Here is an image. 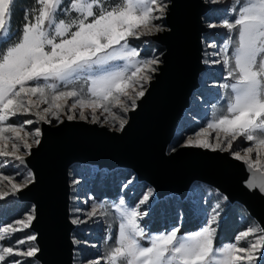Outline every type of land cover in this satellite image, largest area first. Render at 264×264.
Masks as SVG:
<instances>
[{
  "label": "snow or ice",
  "instance_id": "obj_1",
  "mask_svg": "<svg viewBox=\"0 0 264 264\" xmlns=\"http://www.w3.org/2000/svg\"><path fill=\"white\" fill-rule=\"evenodd\" d=\"M15 3L0 0V200L16 196L35 181L32 171L22 175L18 167L26 165L33 146L41 142V128L29 132L27 126L51 124L53 118L63 123L62 117L87 121L89 115L92 123H101L99 111L104 124L111 121L116 127L118 123V130H124L126 115L113 109L123 114L135 111L161 63L156 56L141 58V50L130 41L164 31L157 21L168 8L165 0H34L24 24L13 30ZM228 11L232 18L208 25L226 30L217 53L221 59L214 61L227 73L228 79L220 85L224 103L206 128L196 132L195 138H186L184 146L228 152L247 164L251 172L247 187L264 193V0H229ZM28 115L35 120L10 122ZM210 129L216 133L214 140L209 139ZM243 142L253 146L244 148L242 154L237 149ZM253 152L258 154L255 160ZM10 168L15 174L4 175ZM17 177L21 182H16ZM131 183L128 180L124 186ZM153 192L143 195L138 204L120 197L109 206L91 202L94 198L89 197L85 203L90 210L76 209L79 215L72 222L77 224L108 215L109 207L116 213L115 235L110 226L103 251L82 264H264V227L251 218L250 225L256 226L239 231L233 241L216 244L219 202L210 213L204 210V223L196 231L179 234L180 226H175L150 233L141 223L148 213L140 207ZM34 220L35 207L15 226H0V264H40L36 234L4 246L5 240L29 229ZM84 244L89 246L87 241Z\"/></svg>",
  "mask_w": 264,
  "mask_h": 264
},
{
  "label": "water",
  "instance_id": "obj_2",
  "mask_svg": "<svg viewBox=\"0 0 264 264\" xmlns=\"http://www.w3.org/2000/svg\"><path fill=\"white\" fill-rule=\"evenodd\" d=\"M167 4L168 27L154 36L163 50L161 63L139 107L127 113L123 131L80 119L40 125L41 142L33 146L24 165L35 174V181L12 196L35 207L29 230L37 235L40 264H75L70 183L75 163L127 167L153 188L158 199L176 194L184 200L195 183L208 184L229 202L240 203L264 227V193L247 187L251 172L245 162L228 152L184 144L172 148L180 141L176 131L205 68L207 1L169 0ZM255 171L259 177V169Z\"/></svg>",
  "mask_w": 264,
  "mask_h": 264
},
{
  "label": "rangeland",
  "instance_id": "obj_3",
  "mask_svg": "<svg viewBox=\"0 0 264 264\" xmlns=\"http://www.w3.org/2000/svg\"><path fill=\"white\" fill-rule=\"evenodd\" d=\"M168 1L169 0H165V3H168ZM206 1H207V8H206V12L203 14V19H204L203 23H205L206 25V30L203 33L204 49H202L205 68L201 72V75L199 78V81H200L199 87L194 91L191 97V104L189 108L185 111V114L176 131L175 138L176 139L180 138V141L178 142L177 145L173 146L172 148H175L176 146L180 144H185V140L189 136L195 138L196 132H199L203 128L207 127V124L210 123L213 119L214 112H216L218 108L222 107L224 103L223 100L221 99L223 95V89L220 87V85L224 83L226 79H228L227 73L225 69L223 68L222 64L214 63V61L221 59V57L217 53L219 51V47L223 44L226 38V30L222 27L210 28L208 25L210 23L221 24L223 19L232 18V14L228 11L229 0H225L224 3H219V4L211 3L210 0H206ZM157 23L161 24V26L164 29L165 27H168L165 24V16L163 17V19L157 21ZM155 35L149 36V37H142L140 40L130 41L133 47H138L141 50V58H152L153 56H156L161 61V53L163 50L156 47L157 42L154 39ZM212 44H216L217 47L215 49L210 47V45ZM69 103H71V101H69ZM42 107H44V105H42ZM113 110L118 112L119 114L126 115V118H127V114H123L121 110L119 109H113ZM98 115H100L101 123H103L104 115H101L99 111H98ZM29 118L35 120L34 116L28 115V116L13 118L10 122L18 123L22 120H26ZM62 119L64 118L62 117ZM53 120H55V118H53ZM88 120H91L90 115H89ZM40 125L41 123L29 125L27 126V131L29 132L34 131V128L40 127ZM107 125L110 128L118 129V123L116 127L112 126L111 121ZM209 132H210L209 139L214 140L215 135H216L215 131L210 129ZM249 146H253V145L249 142H243L241 143L240 148H238L237 150H241L243 154V149ZM234 147H235V144H234ZM24 151L25 150L23 149L21 150L22 153ZM257 158H258V154L256 152H253L252 159L255 160ZM261 159H262V162H264V157H261ZM91 166L96 167L97 169H103V168H98L95 165H91ZM18 167L20 168V172L22 175L25 174L28 170H30L29 168L25 166L18 165ZM104 169H108V168H104ZM112 169H108V170H112ZM92 170L93 169L91 168L90 171ZM14 174L15 172L11 168L4 172V175H14ZM70 174H71L70 183H71V188H72V193H71V219L72 221L73 219L76 218L77 215H79V213L76 212V209H81L83 211L90 210V204L85 203V201L89 200V197L94 198V200H92L91 202H103L109 206L113 202H116L118 198L120 197H123L127 202H130L131 204H138L139 200L143 198V195L148 194L150 190H153V188L147 185L144 181H139L137 179V176L134 174L135 180L130 179L132 180V183L128 184L127 187H125L124 185H126L128 181L121 183L120 192H118L116 195L114 196L102 195L99 197V196H96L94 193H92L89 187V181H88L89 175L81 176L80 174L75 172L72 168L70 170ZM75 180H79L80 183L74 184L73 182ZM135 181L143 182L145 183V186L141 189L139 193L140 195L136 197V200L135 199L133 200L131 198H128L125 195L124 191L125 189L129 188L131 190L130 192L134 193L133 186H134ZM16 182H21L19 177H17ZM195 185L205 186V189H207L208 193L212 191L210 188L211 186L208 184L195 183L193 186ZM5 190H7V188H5ZM152 198H156L157 200H159L156 197L155 192H153V194L150 196L149 202H147L146 205H143L140 207L141 211L148 213L149 211L148 206L150 205V200ZM6 199L18 201L12 196ZM202 200H205L204 196L202 197ZM32 208L33 206L31 205L26 212L18 215V217L13 218L8 223H5V221H0V226L7 227L8 224H13L15 226V221L18 219L25 218L28 212ZM98 211H105V210H98ZM106 211L108 212V215H100L94 222H89L88 224L75 223L76 227L73 231V240L75 242V264H82V261H85L86 259H92L98 256L103 251V242L106 239L107 229L110 226L112 227V234L115 235L116 225L113 224V218L116 215L115 210L109 207L108 209H106ZM80 218L84 219L83 215H81ZM141 223L143 226L146 227V229L150 233H158L161 231H165V230H161L157 232H151L148 229V227L143 223V220L141 221ZM249 226H256V225L252 224ZM2 227H0V230H2ZM200 227L193 231L200 229ZM247 227L243 228L242 230H246ZM23 232L24 231L17 232L16 234H14L11 241L5 240L4 246H9L12 242L17 241L22 237H25L23 235ZM191 232L179 233V234H189ZM85 241L88 242L89 246H85L84 244ZM227 242H230V241H227ZM91 245H95L96 247L95 248L90 247ZM29 264H31V261H29Z\"/></svg>",
  "mask_w": 264,
  "mask_h": 264
},
{
  "label": "trees",
  "instance_id": "obj_4",
  "mask_svg": "<svg viewBox=\"0 0 264 264\" xmlns=\"http://www.w3.org/2000/svg\"><path fill=\"white\" fill-rule=\"evenodd\" d=\"M34 0H16L11 16L13 30L21 27L25 22L26 10H31ZM156 47L160 45L156 43ZM93 169L90 171V169ZM72 169L81 176L89 175V187L96 196H114L120 192V185L130 179L135 180L133 171L127 167H117L112 170L97 169L89 164L75 163ZM145 186L143 182H134V193L125 189L128 198L135 199ZM208 193L205 186L195 185L191 188L189 195L181 200L176 194H171L163 199L152 198L148 206V215L143 218V223L151 232L168 230L171 227L180 226V233H188L199 228L204 223V210L211 212L215 203H221V221L217 233L216 244L220 245L234 240V236L243 228L250 225L249 218L256 222L245 208L238 202L224 200L222 193L210 187ZM204 196L205 200H202ZM31 205L9 199L0 200V221L10 222L13 218L26 212ZM252 225V224H251ZM76 233V231H75ZM32 234L28 229L23 235Z\"/></svg>",
  "mask_w": 264,
  "mask_h": 264
}]
</instances>
